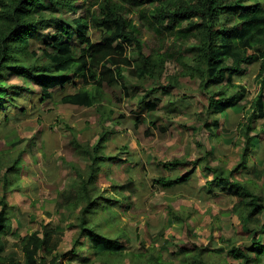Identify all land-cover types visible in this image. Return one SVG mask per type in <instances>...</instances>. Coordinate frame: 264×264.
<instances>
[{"label":"rangeland","instance_id":"obj_1","mask_svg":"<svg viewBox=\"0 0 264 264\" xmlns=\"http://www.w3.org/2000/svg\"><path fill=\"white\" fill-rule=\"evenodd\" d=\"M74 6L75 12L67 17L70 20L80 15L85 17L84 0H77ZM131 18L137 28V38L143 45L142 54L148 57L167 52L169 61L163 69L164 76L173 74V78L179 80L178 85L167 82V90L162 93L157 89L154 96L159 98V103L153 113L142 112V104L138 105L137 100H143L151 86L157 88L160 84L139 81L127 72L121 83L124 88L120 85L104 87V101L101 103L104 107L98 111L60 103L64 91L72 93L81 85L80 78L74 74H69L65 90L56 87L51 98L47 99H43L38 85L8 71L2 74L7 84L23 86L24 89L17 95L16 107L10 106L8 111L0 108V151L8 152V156L22 154L17 163L16 185L7 189L6 202L16 208L9 213L11 228L19 229L20 235L24 236L38 231L40 224H50L58 232L53 235L58 241L54 244H59L62 251L71 249L76 228L68 229L67 225L75 222L76 214L67 215L64 207L71 200L75 179L71 164L82 168L89 162L77 154L70 131L79 142L94 144L107 130L109 135L103 144V153L118 159L103 164L96 176L97 192L117 202L110 204L115 219L112 220L107 212H101L106 219L111 218L102 232L120 237L125 254L141 252L142 243L145 248L153 247L161 252L165 261L180 264L178 248L190 245L184 230L189 227V237L198 245L219 249L216 255L204 257L207 263L237 264L227 252L231 246L229 242L237 246L249 245L250 239L244 230L253 228L252 224H247L245 229L239 225L232 210L237 198L222 189L209 190L205 184L211 177L202 165L195 169L193 178L184 186L162 189L154 181L159 176H172L178 172L164 168L163 162L204 157L207 151L211 152L210 166L218 167L224 163L225 168L230 169L239 163L243 143L240 123L254 110L260 89V81L257 80L260 61L241 66L232 80L236 87L216 83L209 89L197 79L180 76L177 70L176 53L191 56L193 53L188 48L192 42L175 41L170 47L164 43L168 35L157 34L137 12ZM227 18L223 16L221 19L225 25L238 23L236 18ZM53 31V28L41 29L40 43L31 41L35 43L32 50L36 56L42 54L48 34ZM86 36L92 42L100 39L97 29L87 28ZM72 42L83 48L77 40ZM178 48L180 50L174 53ZM125 55L133 68L142 66L143 62L129 47H126ZM210 91H221L226 95L240 92L241 97L222 114H214L207 110ZM6 104L1 103L3 107ZM214 123L217 127L209 132L205 124L213 126ZM252 126L254 130L250 135L257 138L252 140L245 169H240L236 177L251 187H260L264 184V118ZM1 196H4V189L0 185V199ZM167 205L187 214V222L167 216ZM5 239L9 240L8 251L15 253L2 258L0 263L27 264L16 247V238L8 235ZM261 242L264 244V237ZM82 244L87 243L84 241ZM90 256L91 260L93 257ZM262 259L264 261V255ZM134 261L141 264L140 260ZM121 264H130L129 259Z\"/></svg>","mask_w":264,"mask_h":264},{"label":"trees","instance_id":"obj_2","mask_svg":"<svg viewBox=\"0 0 264 264\" xmlns=\"http://www.w3.org/2000/svg\"><path fill=\"white\" fill-rule=\"evenodd\" d=\"M249 1L84 0L85 17L80 15L70 20L67 15H73L77 0H0V108L8 111L10 106L16 107L17 95L24 90L23 86L7 84L2 78L5 71L38 85L43 99L51 98L56 87L65 90L69 74H74L80 78L81 85L72 93L64 91L60 103L97 111L104 107L101 106L104 87L120 85L124 88L121 83L127 72L139 81L160 84L157 88L151 86L143 100H137L138 105L142 104V112L150 114L157 111L159 98L154 96L157 89L162 93L167 90V82L178 85L179 80L174 79L173 74L164 76L163 69L169 61L167 52L148 57L142 54L143 45L137 38V28L131 18L135 12L157 34L169 36L171 42H164L168 46H173L175 41L192 42L188 48L193 53L191 56L177 54L180 48L174 51L177 70L180 76L197 79L209 89L216 83L236 87L232 80L241 66L260 61L257 75L260 89L254 101V110L240 123L243 143L239 163L230 169H226L224 163L218 167L210 166L211 152L207 151L204 157L163 162L164 168H173L178 172L172 176H159L154 183L162 189L184 186L193 178L195 169L202 165L211 177L205 184L208 189H222L234 195L237 202L232 210L239 225H242V229L247 224L253 225L252 230H244L250 239L249 245L237 246L229 242L231 246L227 252L237 264H264V244L261 242L264 237V184L251 187L236 177L240 169H245L252 140L257 138L250 135L254 130L252 125L264 118V0ZM223 16L228 17L227 20L236 18L238 23L225 25L221 20ZM46 28H53L54 31L48 34L42 54L36 56L35 50H32L35 43L31 41L40 43L39 30ZM87 28L97 29L100 39L92 42L86 36ZM73 40H77L83 48L73 45ZM126 47L143 62L141 67H132L125 55ZM210 93L207 110L214 114H222L241 97L240 92L232 95L221 91ZM4 102L7 103L6 107L1 105ZM216 125L205 124V127L211 132ZM66 129L71 130L69 127ZM70 135L77 154L89 162L82 168L71 164L75 173L72 197L64 205L67 215L76 214L75 222L67 225L68 229L76 228L71 249L62 251L58 248L59 244H54L58 241L53 235L58 232L50 224H40L38 231L24 236L20 235L19 229L12 230L9 213L13 207L6 202L7 189L16 185L17 163L22 154L8 156V152L0 151V185L4 189V196L0 199V260L15 253L7 249L10 248L9 240L5 237L11 235L16 238V247L27 264H121L126 258L130 264H138L134 259L140 260L141 264H173L172 261H165L161 252L153 247L145 248L142 243L141 252L125 254L120 237H111L102 232V228L111 220L110 217H103L102 213L107 212L112 220L115 219L110 204L117 200L97 192L96 176L105 162L118 158L103 153V144L109 135L107 130L94 144L79 142L72 136V131ZM165 212L176 221L187 222V214L168 205ZM184 230L190 245L179 246L180 264H210L204 257L216 255L219 249L198 245L189 237V227ZM82 241L87 244H82ZM90 255L93 257L91 260Z\"/></svg>","mask_w":264,"mask_h":264}]
</instances>
